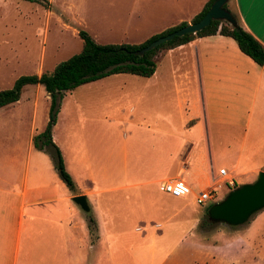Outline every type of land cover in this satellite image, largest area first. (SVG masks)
Wrapping results in <instances>:
<instances>
[{
    "label": "crops",
    "instance_id": "crops-1",
    "mask_svg": "<svg viewBox=\"0 0 264 264\" xmlns=\"http://www.w3.org/2000/svg\"><path fill=\"white\" fill-rule=\"evenodd\" d=\"M206 1L166 0L170 16L160 29L190 22ZM226 6L239 25L264 47V0H227ZM161 59L166 60L165 71L170 78H156L155 66L149 77L130 79L132 87L108 99V103L116 104V114H82L81 104L73 97L69 106L72 114H56L51 140L72 181L73 174L78 175L79 193L72 194L59 179L52 150H34L29 143L47 121L44 114L36 127L37 98L31 97L24 160L19 162L15 144L0 143V264H113V234L107 228L112 207L104 194L135 189L133 197L138 199L139 212L147 201L150 208L167 215L161 197L185 200L188 194L175 197L161 191L164 180L177 179L195 193L211 186L218 168H224L237 184L251 182V175L255 177L260 168L247 165L241 154L246 149L250 157L264 146L262 67L242 53L231 37L218 33L162 50L155 62ZM22 91L17 101L0 107V113H4L0 119L18 117L23 101L29 98L25 96L22 101ZM165 95L168 99L164 101ZM45 96L49 100L46 92ZM129 102L128 113L138 117L123 114V103ZM173 105L179 114V129L174 127L168 110ZM144 114H148L147 119ZM251 114H257L253 124ZM15 122H1L0 128L13 131ZM148 186L159 194L149 195ZM77 194H85L95 221L96 237L91 241L85 217L71 200ZM178 240L164 241L168 264L187 258L184 254L194 248L211 250L186 243V249L178 253ZM143 241L150 251L157 247L151 237ZM141 242L142 238L137 245ZM136 256L134 264H138ZM209 256L215 263L216 258Z\"/></svg>",
    "mask_w": 264,
    "mask_h": 264
},
{
    "label": "rangeland",
    "instance_id": "rangeland-1",
    "mask_svg": "<svg viewBox=\"0 0 264 264\" xmlns=\"http://www.w3.org/2000/svg\"><path fill=\"white\" fill-rule=\"evenodd\" d=\"M166 12V0H53V2L51 0L50 4L46 5L33 0H0V89L11 87L12 81L20 75L34 74L38 71L49 73L56 63L77 53L81 47V39L77 35L79 29L85 30L97 43H139L150 35L177 24H167L160 29L164 24L163 20L170 16ZM160 53L161 51L156 54L155 60ZM166 64L165 59L155 62L156 78H170L165 71ZM133 78L143 79L130 74H112L99 81L84 83L67 90L59 100L56 114H72L69 110L71 97L81 104L82 114H116V104L108 103V99L117 96L121 89L132 87L133 83L129 80ZM38 86H24L21 99L23 101L25 96L29 98L23 101L17 112L18 117L3 116L0 119L1 124L9 120L12 122L17 120L15 124L19 123L18 127L17 124H13L12 128H15L13 131L0 128V143L5 141L11 145L15 144L19 150V162L24 160L28 144L27 132L32 114V98H37L36 127L44 118L43 115L47 114L49 100L43 88ZM166 99L168 95H165L164 101ZM130 105L131 102L123 103V114L138 117L139 114L128 113ZM168 110L172 112L174 127L179 129V114H176L174 105ZM256 115L251 114L252 124L255 123ZM144 116L148 118V114ZM54 132L60 135L58 129ZM5 137L7 138L3 140ZM32 138L33 136L29 138V143L35 150L37 148L34 147ZM89 141L90 139L87 144H90ZM217 141L221 142V139ZM241 160L264 171V146L250 157L248 151L243 149ZM253 176H249L251 181L255 178ZM73 177L74 187L70 192L79 193L80 179L75 173ZM220 182V178L214 177L210 186L217 189L216 201L222 199L229 190L223 186L219 187ZM240 184L242 183L235 182L234 187ZM148 188L149 195L159 194L152 186ZM134 193L135 189H121L103 195L110 200L112 207L109 209L111 214L107 228L113 234L110 244L113 264H134L136 255L138 264H168V253H163L166 239L168 241L173 238L179 239L177 251L181 253L186 249V243L205 248H210L213 244L224 245L237 230H250L252 238L251 253L249 249L242 264H264V207L241 225L211 223L199 226L204 210L210 204H195L193 197L196 192H190L185 200L161 197L165 202L162 205L167 215L150 208L151 205H148L147 201H144L145 209L139 212L138 199L133 197ZM86 201L88 211L84 212L79 207L78 211L84 215L87 224V216L91 213L89 202L87 199ZM168 215H171L170 219L166 218ZM222 231L226 232L227 236L221 237L219 233ZM95 234L96 225L93 238ZM181 235L185 237L182 238ZM145 237L153 238L154 245L157 246L153 251L144 245ZM141 238L139 246L137 241ZM184 255H187V258H178L174 264H218L216 259L215 263H212L209 255L196 251ZM198 258L203 260L199 261Z\"/></svg>",
    "mask_w": 264,
    "mask_h": 264
},
{
    "label": "trees",
    "instance_id": "trees-1",
    "mask_svg": "<svg viewBox=\"0 0 264 264\" xmlns=\"http://www.w3.org/2000/svg\"><path fill=\"white\" fill-rule=\"evenodd\" d=\"M33 1H38L43 5L47 4L46 0ZM212 1L207 0L201 10L192 18L191 22L199 20ZM223 7L227 9L226 3ZM231 14L236 21V24L233 26L225 21L210 20L209 24L199 31L186 33L182 36H175L155 48L144 52L140 56L135 54L138 49L158 36L185 25L186 22L181 21L176 25L154 33L139 43H97L85 30L79 29L77 35L81 39V47L77 53L56 63L49 73L42 72L39 75L29 74L18 76L13 81L11 87L0 89V107L17 101L24 85L38 84L43 88L49 96L47 121L43 130L33 136L32 143L39 150L44 149L46 152L48 149L52 150L54 169L64 185L69 190H72L73 181L65 170L59 149L52 142L50 135L51 127L55 122L58 111L59 100L63 92L110 74L125 73L149 77L154 72V57L159 51L171 49L195 37L215 33L231 37L235 41L238 49L264 70V47L249 32L244 30L239 25L237 17L233 13ZM207 208L204 210L199 226L211 224L206 218ZM86 225L91 241L95 238V236L94 238L92 237L95 232V222L91 215L87 216Z\"/></svg>",
    "mask_w": 264,
    "mask_h": 264
},
{
    "label": "water",
    "instance_id": "water-1",
    "mask_svg": "<svg viewBox=\"0 0 264 264\" xmlns=\"http://www.w3.org/2000/svg\"><path fill=\"white\" fill-rule=\"evenodd\" d=\"M227 0H213L203 14L194 22L160 35L151 40L148 44L138 49L135 54L142 55L163 42L175 36H182L186 33H195L209 24L210 20L225 21L235 25L236 21L231 12L223 5ZM71 200L84 212L88 211L86 197L82 194L74 195ZM264 207V171L259 170L251 182L242 183L226 192L224 197L210 204L206 210V218L211 223H221L229 226H237L245 223L249 217Z\"/></svg>",
    "mask_w": 264,
    "mask_h": 264
},
{
    "label": "clouds",
    "instance_id": "clouds-1",
    "mask_svg": "<svg viewBox=\"0 0 264 264\" xmlns=\"http://www.w3.org/2000/svg\"><path fill=\"white\" fill-rule=\"evenodd\" d=\"M219 235L225 237L227 233L222 231ZM251 247L252 238L250 230H237L233 232L224 245L213 244L210 246V251H201L197 248L193 250L215 257L218 264H242Z\"/></svg>",
    "mask_w": 264,
    "mask_h": 264
},
{
    "label": "built area",
    "instance_id": "built-area-1",
    "mask_svg": "<svg viewBox=\"0 0 264 264\" xmlns=\"http://www.w3.org/2000/svg\"><path fill=\"white\" fill-rule=\"evenodd\" d=\"M217 178L221 179V182L218 183L219 187H225L227 189H232L235 186L234 179L227 174L224 168H218ZM214 178H212L213 180ZM159 189L165 193H168L171 196L175 197H183L189 194L191 191L188 187L184 186V184L177 179H167L161 182ZM216 194L217 189L214 187H206L204 189L198 190L193 197L195 204L203 205L206 203L216 202Z\"/></svg>",
    "mask_w": 264,
    "mask_h": 264
}]
</instances>
